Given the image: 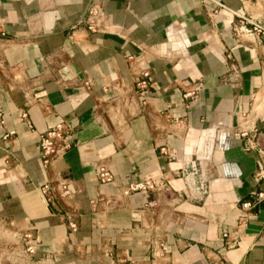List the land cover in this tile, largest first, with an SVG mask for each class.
<instances>
[{"label":"crops","instance_id":"1","mask_svg":"<svg viewBox=\"0 0 264 264\" xmlns=\"http://www.w3.org/2000/svg\"><path fill=\"white\" fill-rule=\"evenodd\" d=\"M240 15L264 25V0H0V223L38 264H162L161 242L173 264H264V199L237 229L264 190L238 134L253 109L264 149V35L238 40ZM61 122L75 144L45 170L40 136ZM57 175L72 193L49 200L40 188ZM147 178L170 191L121 193Z\"/></svg>","mask_w":264,"mask_h":264},{"label":"built area","instance_id":"2","mask_svg":"<svg viewBox=\"0 0 264 264\" xmlns=\"http://www.w3.org/2000/svg\"><path fill=\"white\" fill-rule=\"evenodd\" d=\"M241 18V25L235 27V32L237 34L238 40L244 38L248 41H254L258 36L264 35V25L261 21L253 19L250 16H239ZM88 28L91 31L100 30V8L98 4L92 5L89 9V14L87 18ZM242 35V37H241ZM150 73L148 71H142L139 73L138 86L141 89H146L148 87V78ZM85 85L91 86V82L87 80ZM202 89V84H197L194 90L187 92V95H195ZM253 109L247 113L241 115V125L238 127V134L243 141V149L247 153L257 154V164L258 169L255 173V180L260 182L264 179V149L261 148L259 144V128L257 126L256 116ZM21 120L27 122L31 127L29 121V113L27 110H23L21 114ZM7 134L5 137H8ZM74 132L71 127L67 124L61 122L55 125L53 128L41 134L40 136V148H41V164L43 169L48 170L54 161L63 158L69 150L74 146ZM162 152L167 155L169 159H175L176 152L168 147H163ZM96 174L98 180L102 184L114 182V175L111 170L103 165L98 164L96 166ZM169 184L165 183L163 180H154L147 178L144 180L131 181L127 186L121 188V193L125 196H129L134 193H152L156 191H170ZM40 192L43 196L51 200V195L53 193H60L63 196H70L72 191L69 184V180L57 175L49 180H47L40 188ZM253 201H245L241 206V216L239 218V223L237 229H242L249 221L250 215H252L253 209L259 204L260 201L264 199V190L259 192H254ZM69 227L72 231H77V222L71 220L69 222ZM224 242L227 250L235 249L240 243V236L238 234H233L231 232H225L223 234ZM30 250L34 251V243L31 241ZM172 251L165 242H161L159 245V251L156 254L157 259L164 260L162 264H173L170 256Z\"/></svg>","mask_w":264,"mask_h":264},{"label":"rangeland","instance_id":"3","mask_svg":"<svg viewBox=\"0 0 264 264\" xmlns=\"http://www.w3.org/2000/svg\"><path fill=\"white\" fill-rule=\"evenodd\" d=\"M31 246V239L14 225L0 223V264H36Z\"/></svg>","mask_w":264,"mask_h":264}]
</instances>
